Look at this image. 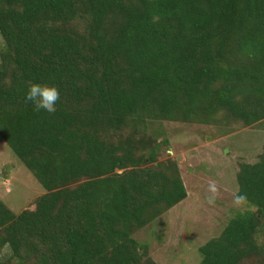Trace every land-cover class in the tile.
<instances>
[{
  "label": "trees",
  "instance_id": "trees-1",
  "mask_svg": "<svg viewBox=\"0 0 264 264\" xmlns=\"http://www.w3.org/2000/svg\"><path fill=\"white\" fill-rule=\"evenodd\" d=\"M0 37V137L44 191L0 201V264H155L133 235L187 197L163 124L264 123V0H0ZM236 184L198 264H264V145Z\"/></svg>",
  "mask_w": 264,
  "mask_h": 264
},
{
  "label": "rangeland",
  "instance_id": "rangeland-1",
  "mask_svg": "<svg viewBox=\"0 0 264 264\" xmlns=\"http://www.w3.org/2000/svg\"><path fill=\"white\" fill-rule=\"evenodd\" d=\"M3 45L0 37V49ZM163 126L168 146L158 161L177 164L187 197L133 238L146 247V258L155 264H198L199 247L219 236L237 211L248 208L246 204L233 206L236 173L240 163L258 160L264 145V123L261 127H245L241 122L214 127L165 122ZM210 181L219 188L214 206L205 199ZM43 193L31 172L0 137V201L19 213L33 210L35 199ZM7 254L6 249L0 252V262Z\"/></svg>",
  "mask_w": 264,
  "mask_h": 264
},
{
  "label": "clouds",
  "instance_id": "clouds-1",
  "mask_svg": "<svg viewBox=\"0 0 264 264\" xmlns=\"http://www.w3.org/2000/svg\"><path fill=\"white\" fill-rule=\"evenodd\" d=\"M60 99V91L55 85L28 82L25 101L32 104L34 111L40 112L43 110L50 114L55 113L56 104ZM207 192L206 202L209 206H214L219 197V188L215 181L209 182ZM232 203L236 208H241L247 203V194L237 192Z\"/></svg>",
  "mask_w": 264,
  "mask_h": 264
},
{
  "label": "water",
  "instance_id": "water-1",
  "mask_svg": "<svg viewBox=\"0 0 264 264\" xmlns=\"http://www.w3.org/2000/svg\"><path fill=\"white\" fill-rule=\"evenodd\" d=\"M3 177V176H2Z\"/></svg>",
  "mask_w": 264,
  "mask_h": 264
}]
</instances>
